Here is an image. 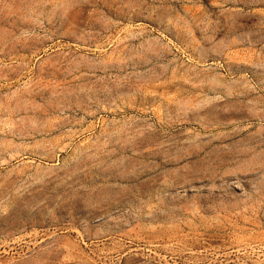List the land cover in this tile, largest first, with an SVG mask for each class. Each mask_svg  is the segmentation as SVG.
I'll use <instances>...</instances> for the list:
<instances>
[{"label": "rangeland", "instance_id": "obj_1", "mask_svg": "<svg viewBox=\"0 0 264 264\" xmlns=\"http://www.w3.org/2000/svg\"><path fill=\"white\" fill-rule=\"evenodd\" d=\"M0 264H264V0H0Z\"/></svg>", "mask_w": 264, "mask_h": 264}]
</instances>
